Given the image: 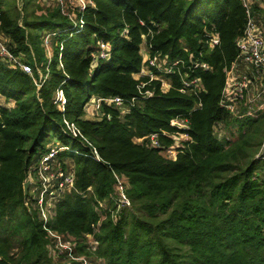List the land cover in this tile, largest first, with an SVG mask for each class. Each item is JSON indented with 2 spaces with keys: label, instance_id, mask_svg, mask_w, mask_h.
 <instances>
[{
  "label": "trees",
  "instance_id": "1",
  "mask_svg": "<svg viewBox=\"0 0 264 264\" xmlns=\"http://www.w3.org/2000/svg\"><path fill=\"white\" fill-rule=\"evenodd\" d=\"M94 1L96 7L85 12L83 27L76 29L59 10L37 15L28 1L20 9L16 0H0V32L34 68L29 74L0 58V97L13 103L2 106L0 116V264H83L67 253L50 252L52 238L25 203L29 168L51 134L80 152L60 153L73 163L75 185L61 195L48 224L78 240L74 257H86L88 264H264V157L258 156L264 111L238 118L220 104L247 24L243 1ZM46 29L63 31L52 41L55 60L44 66L32 53L31 41ZM211 31L220 37L214 49L205 43ZM145 37L151 54L177 58L187 55L186 47L203 51L212 69L194 73L205 87L201 107L196 108L194 95L179 91L176 74L169 75L173 86L168 91L153 80L145 89H154V95L140 97L138 85L149 79L135 77L143 67ZM98 40L110 42L111 55L94 65ZM38 69L47 75L41 86ZM59 89L66 97L65 111L55 102ZM114 96L138 99L124 112L102 103L100 115L87 117L93 97ZM64 117L80 125L103 161L65 133ZM174 118L189 123L190 137L175 147V159L164 155L175 145L172 135L181 131L171 125ZM219 121L236 130L234 139L218 137L214 126ZM162 131L168 135H160L159 147L134 140ZM113 170L128 178L132 206L117 222L107 211L95 231L99 201L113 191ZM87 234H94L96 249L88 245Z\"/></svg>",
  "mask_w": 264,
  "mask_h": 264
},
{
  "label": "built area",
  "instance_id": "2",
  "mask_svg": "<svg viewBox=\"0 0 264 264\" xmlns=\"http://www.w3.org/2000/svg\"><path fill=\"white\" fill-rule=\"evenodd\" d=\"M44 2L53 3L56 10H59L62 15L72 23V28L81 29L85 23V12L89 8H95L96 3L94 0H43ZM243 5L247 12V24L245 31L237 40L239 50V57L233 69L227 71L225 86L222 91L220 104L232 116L244 118L246 116L256 117L260 112L264 111V18L260 11L255 10V4L264 10V0H242ZM143 23V22H142ZM0 26H1V11H0ZM63 31L57 29H47L42 35L43 45L47 51V55L52 57V41L55 37L59 36ZM128 33V28L122 32L123 35ZM205 43L209 49H214L220 44V37L216 31H211L207 35ZM141 52L143 55V67L136 77L137 79L148 76L147 81H141L138 85L140 97L148 98L155 93L154 89H145L146 85L150 84L153 80H160L161 91H168L173 82L169 75H178L180 78L179 91L194 95L198 102L196 108L201 107V93L204 90V83L199 75L194 73L201 70H211L212 66L205 62L203 51L196 52L185 48L187 55L185 57L171 58L168 54L156 52L151 54V46L147 45L146 37L142 44ZM63 48V45L60 46ZM111 55V44L108 41L98 40L95 45V50L92 52L94 58V65L99 59H109ZM0 58L10 67L22 69L26 73L33 74L34 68L28 62L25 55L15 53L9 46V38L0 32ZM40 72L39 86L42 81L47 77ZM138 97L126 100L120 96L96 98L93 97L86 106L95 110L94 114H101L102 103L107 105H114L119 107L122 112L126 111L129 106L134 105ZM4 100V98H3ZM60 110L65 111L66 97L63 90L59 89L56 93L55 101ZM5 104L2 103L0 97V116L1 107ZM171 125L178 127L181 131L174 133L173 138L175 145L169 149L164 150V154H171L170 158L175 159L177 151L175 147L181 146L183 140L190 139L187 130L189 123L182 118H174L171 120ZM180 125H184L181 127ZM63 130L67 135L73 139L81 141L84 145L89 147L92 157L97 161H103L97 146L84 134L82 128L78 123L63 118ZM214 131L221 138L232 140V130L226 127L224 122L219 121L214 126ZM160 135H168V132H153L146 137L135 138V142H142L144 139L154 147L161 146ZM66 150H72L71 146L65 145L60 139L58 141H51L46 145L44 151L40 153L37 160L29 168V194L26 205L32 209L39 220L43 223L49 236L54 241L56 248H69L65 251L72 259H78L83 264H88L85 257H72L73 249L69 247L71 241L66 242L65 237H73L71 235H63L51 229L48 224L55 215V207L60 200L61 195L66 191H71L75 185V172L73 170V163L71 159H61L60 153ZM80 153V152H78ZM258 156L264 157V143ZM114 178L113 191L106 199L99 201L97 211L100 213L101 220L96 226L95 231L99 230L101 222L107 218V211H110L111 219L114 222L120 217L121 212L132 206V200L128 194L129 182L126 175L123 173L112 171ZM113 203V206H112ZM92 237L93 249H96L98 242L94 238V234H87L86 237ZM75 238V237H73ZM72 240L74 241V239ZM92 243V242H91ZM90 246V245H89ZM54 255H61L63 252L51 250Z\"/></svg>",
  "mask_w": 264,
  "mask_h": 264
},
{
  "label": "rangeland",
  "instance_id": "3",
  "mask_svg": "<svg viewBox=\"0 0 264 264\" xmlns=\"http://www.w3.org/2000/svg\"><path fill=\"white\" fill-rule=\"evenodd\" d=\"M12 1V0H11ZM17 1V4H18V7L21 9L22 6H23V1H28L29 2V11H31L32 9L35 10V13L37 15H47L53 11L56 10V6L55 4L53 3H49L48 1L47 2H44L43 0H16ZM261 13V12H260ZM262 14V13H261ZM67 25H70V23L68 22ZM44 31H47L44 30ZM44 31L42 32V35L44 33ZM55 39H53V43H54ZM32 53L35 55V58L36 60L41 64V65H48L49 63H51L53 60H55V58L51 59L48 55H47V51L43 45V40L41 38V32H40V36L39 37H35L34 39L32 38ZM95 46V45H94ZM143 48V46H142ZM52 53H53V49H52ZM47 70V69H46ZM136 77L138 76V74L135 75ZM2 103H4L5 105L9 106L11 104H13L12 102H5L2 98ZM95 110H93L91 108V106L89 107V111H87V117H90V118H94L95 115H94V112ZM232 133H233V136H235L236 134V130H232ZM50 139L48 141H46V145L51 142V141H58V138L57 136H55L54 134H51ZM166 155L167 157H171V154H164ZM73 237H65V241L68 242V241H71V243L69 244V247H71L72 249L75 248L76 246V243L78 242L77 239L73 238L74 241L72 240ZM86 240H87V243L88 245L90 246H93L94 242L92 239V237H89L87 236L86 237ZM92 242V243H91ZM51 250H57V251H60V249L63 251L61 254L64 255L66 252L65 251H69V248H56V245L54 244V241L52 240V246L50 247ZM75 254L72 256L74 257ZM66 259V258H64ZM85 259L87 261H89L88 258L85 257ZM67 260V259H66Z\"/></svg>",
  "mask_w": 264,
  "mask_h": 264
},
{
  "label": "water",
  "instance_id": "4",
  "mask_svg": "<svg viewBox=\"0 0 264 264\" xmlns=\"http://www.w3.org/2000/svg\"><path fill=\"white\" fill-rule=\"evenodd\" d=\"M181 127H183L184 125H180ZM29 184H30V182H29V180H26L25 182H24V192L25 193H27L28 192V188H29Z\"/></svg>",
  "mask_w": 264,
  "mask_h": 264
},
{
  "label": "crops",
  "instance_id": "5",
  "mask_svg": "<svg viewBox=\"0 0 264 264\" xmlns=\"http://www.w3.org/2000/svg\"><path fill=\"white\" fill-rule=\"evenodd\" d=\"M255 10L260 11L262 13V17L264 18V10L259 8L258 4H255ZM13 105V104H11Z\"/></svg>",
  "mask_w": 264,
  "mask_h": 264
}]
</instances>
